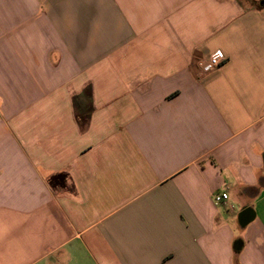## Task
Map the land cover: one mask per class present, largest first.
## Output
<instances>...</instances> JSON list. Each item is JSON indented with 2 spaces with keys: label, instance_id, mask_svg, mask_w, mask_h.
Masks as SVG:
<instances>
[{
  "label": "crops",
  "instance_id": "crops-1",
  "mask_svg": "<svg viewBox=\"0 0 264 264\" xmlns=\"http://www.w3.org/2000/svg\"><path fill=\"white\" fill-rule=\"evenodd\" d=\"M0 264H264V0H0Z\"/></svg>",
  "mask_w": 264,
  "mask_h": 264
},
{
  "label": "built area",
  "instance_id": "built-area-1",
  "mask_svg": "<svg viewBox=\"0 0 264 264\" xmlns=\"http://www.w3.org/2000/svg\"><path fill=\"white\" fill-rule=\"evenodd\" d=\"M224 57L221 52L216 51L214 52L209 59L204 63L202 69L205 73H211L215 70L219 69L220 66L223 64ZM228 194L226 192L216 193L213 196V201L216 205H222L228 208ZM230 209H233V206H230Z\"/></svg>",
  "mask_w": 264,
  "mask_h": 264
},
{
  "label": "rangeland",
  "instance_id": "rangeland-1",
  "mask_svg": "<svg viewBox=\"0 0 264 264\" xmlns=\"http://www.w3.org/2000/svg\"><path fill=\"white\" fill-rule=\"evenodd\" d=\"M230 206H231V205H228V208H226L227 211H228V212H230V211H235V214H237V213H238V207H237L236 205H233V209H230Z\"/></svg>",
  "mask_w": 264,
  "mask_h": 264
},
{
  "label": "trees",
  "instance_id": "trees-1",
  "mask_svg": "<svg viewBox=\"0 0 264 264\" xmlns=\"http://www.w3.org/2000/svg\"><path fill=\"white\" fill-rule=\"evenodd\" d=\"M85 93H87L88 95H90V89H86Z\"/></svg>",
  "mask_w": 264,
  "mask_h": 264
}]
</instances>
